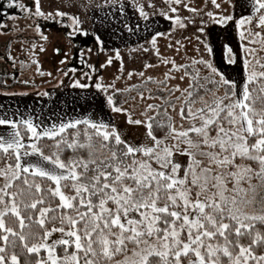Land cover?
Returning <instances> with one entry per match:
<instances>
[{"label":"snow or ice","instance_id":"6c2138e0","mask_svg":"<svg viewBox=\"0 0 264 264\" xmlns=\"http://www.w3.org/2000/svg\"><path fill=\"white\" fill-rule=\"evenodd\" d=\"M227 3L231 12L208 11L205 21L190 0H165L162 8L153 0H130L138 20L151 17L143 26L149 46L137 48L153 51L159 64L170 66L162 79L135 69L127 77L143 79L123 88L102 76L91 85L75 79L69 86L87 89L85 103L93 106L82 118L57 116L51 123H36L31 115L0 116V264H264V57L258 55L264 51V0ZM116 4L121 13L128 6L122 0H9L8 7L31 18L25 28L34 26L44 41L49 37L42 22L68 29V44L83 56L85 49L72 41L90 33L77 9H98L103 24L105 5ZM212 4L220 8L216 0ZM182 9L191 15L183 17ZM0 16L16 18L8 11ZM158 16L180 29L194 27L198 44L207 35V23L232 22L239 45L223 44L220 55V63L232 70H222L207 39L204 54L185 63L162 56L157 38L174 29L158 31L152 26ZM124 27L142 38L139 24ZM0 29L7 35L5 23ZM91 35L98 51H107L100 35ZM112 51L123 75L120 50ZM54 52L63 56L60 64L68 59L61 48ZM5 56L12 59L6 51L0 61L6 63ZM112 63L109 56L99 69ZM133 89L136 96L130 94ZM137 96L139 103H130ZM118 115L124 117L122 124ZM125 126L143 127L142 139L129 135ZM69 151L72 155H65Z\"/></svg>","mask_w":264,"mask_h":264},{"label":"rangeland","instance_id":"374dc122","mask_svg":"<svg viewBox=\"0 0 264 264\" xmlns=\"http://www.w3.org/2000/svg\"><path fill=\"white\" fill-rule=\"evenodd\" d=\"M24 2H27V0H24ZM78 2L81 4H88L89 0H78ZM93 2L103 3V0H93ZM122 2L128 5L123 13L119 12V4H116L112 8H108L105 5L104 12L108 13V17L103 24L99 23L97 18H102L104 13L98 9L91 8L88 11L77 9L81 19L85 21L82 27L90 33L88 36L77 35L72 41V45H79L81 48L85 49L83 56H81L77 47L69 45L65 38V32L68 29L62 28L51 21L42 22L41 27L49 37L48 41H44L39 37L34 26L25 28V25L33 23L31 18L21 13L19 9H9V0H0V4L4 5L3 8H0V12L8 11L10 14L14 12L16 15L15 19H10L9 16H0V23H5L7 25V35H0V56L8 51L11 53L12 57L11 60H8L5 56L6 63L0 61V93H28L26 96L0 94V97H6L0 98V100L8 102L3 105V109L6 108L7 110L10 109H8V107H10L11 102L14 100H21L24 102L23 106L32 107L30 111L28 110L25 113L22 112L16 117L8 116V118L18 119L21 116L27 117L31 115L36 123L40 121L51 123L57 116L64 117L65 120H67L69 117H75L76 115V118L90 115L93 106L87 105L84 100V98L89 95L88 90L69 86L75 79H79L82 83L91 85L97 77L102 76L105 82H114L117 87L123 88L128 85L138 84L140 80L143 79L135 74L131 78L127 77V72L133 69H135L136 72L144 71L145 75H152L158 79L163 78L164 72H166L170 66L159 64L153 51L144 53L137 48L138 44L144 45L145 47L149 46L147 40L150 39V36L143 31V26L146 23H150L151 17L150 21L138 20L136 18L138 16V11L135 14L133 13L130 7V0H122ZM140 2L146 3L147 0H140ZM216 2L220 4L219 9L212 4V0H190L191 6L202 9L201 16L205 21L209 20V17L205 15L208 11L214 14L221 12L227 14L232 11L227 0H216ZM153 3L161 8L165 6V0H153ZM145 10L151 12L150 8L146 7ZM240 11L241 10L237 8V13ZM181 15L187 17L190 16L191 13L182 9ZM197 19H199V17ZM155 20L156 23L152 26L158 31L168 33L170 28L174 29L171 34L157 38V47L162 56L175 58L177 63L187 62V57H198L199 55H203V41H205V39L213 46L215 58L218 63H220L223 44L227 43L234 49L239 45L237 29L232 22H229L227 25L207 23L205 25V32L207 35L206 37L201 36V43L198 44L195 36L200 34L197 33L196 29L191 25L185 30L178 28L175 22H169L166 18L158 16ZM125 24H128L129 27L139 24L140 28L137 31L142 38L138 39L135 35L130 36L128 29L124 27ZM13 28H15L16 31H12ZM4 31L6 30L0 29V32ZM91 33L100 35L101 39L104 41L103 47L107 49V51H98L97 42ZM9 37H11V48L6 49L5 44L9 42ZM184 37H188L189 39H185ZM177 41H179V44ZM32 43L37 45L36 49L31 48ZM40 45L44 46V51H40ZM168 45H171V47H168ZM253 46L259 48L258 45ZM55 47H59L63 52L68 53V59L65 60L64 64L59 63V61L63 59V56L54 52ZM88 48L92 49L90 53L87 51ZM115 48H119L120 55L123 59V75H121L119 71L120 61L115 59V54L112 51V49ZM197 49H199V51H197ZM33 52L35 55H33ZM258 55L264 57V51H259ZM109 56L113 57V63L111 65H106L103 69H99V65L104 63ZM36 60L39 61V64L35 63ZM145 62L154 65V67L144 69L143 65ZM88 65H92L93 67L90 68ZM220 66L225 72L232 70L231 67L226 64L220 63ZM57 68H60L62 71L57 72ZM48 72H51L52 75H47ZM64 72L68 74L64 75ZM13 73L16 77L15 80L13 79ZM116 77H119V79H114ZM23 80H28L29 83H21L20 81ZM61 81L63 83H61ZM174 82L175 81H173V83ZM147 87L155 89L157 85L148 84ZM59 91L61 93L65 92V98L60 99L61 104L65 102L66 105H64L68 106L69 104L67 103L71 102L72 106L71 108H66L64 106L58 107L55 110L56 113L53 114L51 113V108L53 109L54 104L59 101L58 98H43L44 95H37V93L47 92L49 93L47 96H52L54 94H59ZM222 91L221 89V92ZM130 94L136 96L137 92L133 89ZM147 94L148 93L145 92L146 96ZM13 96L16 98H13ZM148 102L159 103L160 101ZM130 103L138 104L139 97L137 96V100ZM142 107L143 105L140 104L137 110H142ZM1 109L0 107V111ZM1 113L3 112L1 111L0 114ZM98 114L103 115V113ZM169 114L175 115V113L171 112L170 108ZM115 119L122 124L124 117L118 115ZM125 127L129 135H135L137 138L142 139L145 132L143 127ZM68 153L72 155L71 151ZM252 163V166L256 167L255 162Z\"/></svg>","mask_w":264,"mask_h":264},{"label":"crops","instance_id":"0c3cea01","mask_svg":"<svg viewBox=\"0 0 264 264\" xmlns=\"http://www.w3.org/2000/svg\"><path fill=\"white\" fill-rule=\"evenodd\" d=\"M65 90V89H64ZM68 90V89H67ZM60 92V91H59ZM64 93L65 92H60L59 94H54V95H52V96H44L43 98H58V102L57 103H55L54 104V106H53V109L51 108V113H53V114H55L56 112H55V110L58 108V107H61V106H64V107H66V108H71V102H69V103H67V104H69L68 106H65L66 105V103L64 102L63 104H61V102H60V99L61 98H65L64 97ZM4 96H6V95H4ZM0 98H6V97H0ZM8 98V97H7ZM13 98H16L15 96H13ZM8 102H6V101H1L0 100V107L2 108L1 109V111L3 112V113H1L0 114V116H3L4 115V113H7V117L8 116H18V114H21L22 112H26V111H30L31 110V108L32 107H27V106H23L24 105V102H22L21 100L19 101V100H14V101H12L11 102V105H10V107H8V109L9 110H7L6 108L5 109H3V105L4 104H7ZM65 104V105H64ZM6 106V105H5ZM18 110V111H17ZM0 111V112H1ZM61 114V113H60ZM75 117H77V115L75 116ZM63 119H65L64 117H63Z\"/></svg>","mask_w":264,"mask_h":264},{"label":"trees","instance_id":"16d2710c","mask_svg":"<svg viewBox=\"0 0 264 264\" xmlns=\"http://www.w3.org/2000/svg\"><path fill=\"white\" fill-rule=\"evenodd\" d=\"M157 135H162L163 133L162 132H159V131H157V133H156ZM42 143H45V144H50V143H52V141H50V140H43L42 141ZM66 155H69V153L67 152L66 153ZM249 163H251V164H253L252 162H249ZM0 166H2V161H0ZM119 257H117V259H118Z\"/></svg>","mask_w":264,"mask_h":264},{"label":"flooded vegetation","instance_id":"af4514ba","mask_svg":"<svg viewBox=\"0 0 264 264\" xmlns=\"http://www.w3.org/2000/svg\"><path fill=\"white\" fill-rule=\"evenodd\" d=\"M78 42V41H77Z\"/></svg>","mask_w":264,"mask_h":264}]
</instances>
